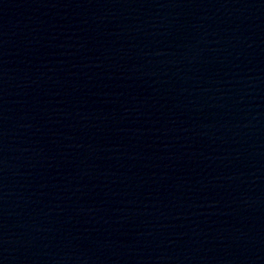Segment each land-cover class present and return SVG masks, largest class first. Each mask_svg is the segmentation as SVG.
<instances>
[{
  "label": "water",
  "instance_id": "obj_1",
  "mask_svg": "<svg viewBox=\"0 0 264 264\" xmlns=\"http://www.w3.org/2000/svg\"><path fill=\"white\" fill-rule=\"evenodd\" d=\"M0 264H264V0H0Z\"/></svg>",
  "mask_w": 264,
  "mask_h": 264
}]
</instances>
